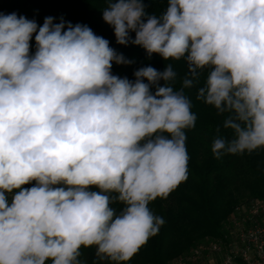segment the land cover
<instances>
[{
	"label": "clouds",
	"instance_id": "1",
	"mask_svg": "<svg viewBox=\"0 0 264 264\" xmlns=\"http://www.w3.org/2000/svg\"><path fill=\"white\" fill-rule=\"evenodd\" d=\"M102 18L118 44L183 59L188 75L179 91L170 64L121 78L113 62L131 61L87 25L0 14V264H81L93 246L121 264L157 235L165 221L149 204L187 179L184 89L204 69L196 99L232 133L217 127L214 157L264 149V0H167L159 16L108 0Z\"/></svg>",
	"mask_w": 264,
	"mask_h": 264
},
{
	"label": "trees",
	"instance_id": "2",
	"mask_svg": "<svg viewBox=\"0 0 264 264\" xmlns=\"http://www.w3.org/2000/svg\"><path fill=\"white\" fill-rule=\"evenodd\" d=\"M143 2L149 14L159 16L167 8V0ZM107 6L108 0H0V14L15 13L17 17L34 20L38 26L43 25L46 17H53V23L63 20L66 26L69 22L73 26L87 25L96 35L108 40L117 54L131 61L129 64L113 62V75L134 80V72L142 67L151 66L162 72L170 64L177 74L172 86L179 91L184 77L188 75L186 61H164L155 53L149 57L141 46L118 44L113 28L98 16ZM130 35L135 38V33ZM30 43V51L34 54L35 34ZM207 74L208 69H204L199 83L184 89L196 116L195 126L185 130L189 156L187 179L166 199L157 198L150 202V210L163 217L165 223L157 235L149 238L129 261L121 264H168L206 238L219 236L227 215L235 207L251 200H264V149L237 155L225 154L220 159H216L211 151L217 127H220V135L227 139L232 138V133L223 129L224 117L218 115L214 107L196 99L198 88L203 86ZM163 84L164 81H160V86ZM155 90V87L151 88L153 93ZM34 185L35 181L23 187ZM111 206L117 214L123 208L120 203ZM79 260L81 264H114L99 260L95 246L82 247Z\"/></svg>",
	"mask_w": 264,
	"mask_h": 264
},
{
	"label": "built area",
	"instance_id": "3",
	"mask_svg": "<svg viewBox=\"0 0 264 264\" xmlns=\"http://www.w3.org/2000/svg\"><path fill=\"white\" fill-rule=\"evenodd\" d=\"M227 216L219 236L206 238L168 264H264V200L237 206Z\"/></svg>",
	"mask_w": 264,
	"mask_h": 264
},
{
	"label": "rangeland",
	"instance_id": "4",
	"mask_svg": "<svg viewBox=\"0 0 264 264\" xmlns=\"http://www.w3.org/2000/svg\"><path fill=\"white\" fill-rule=\"evenodd\" d=\"M98 16L103 20V18H102V16H103V10L98 13ZM103 22H104V20H103Z\"/></svg>",
	"mask_w": 264,
	"mask_h": 264
}]
</instances>
